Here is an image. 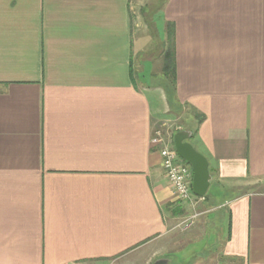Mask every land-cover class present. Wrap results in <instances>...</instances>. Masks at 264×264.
<instances>
[{
	"label": "crops",
	"instance_id": "1",
	"mask_svg": "<svg viewBox=\"0 0 264 264\" xmlns=\"http://www.w3.org/2000/svg\"><path fill=\"white\" fill-rule=\"evenodd\" d=\"M158 1L0 0V264H264V0H163L152 36ZM179 119L195 207L151 143Z\"/></svg>",
	"mask_w": 264,
	"mask_h": 264
},
{
	"label": "built area",
	"instance_id": "2",
	"mask_svg": "<svg viewBox=\"0 0 264 264\" xmlns=\"http://www.w3.org/2000/svg\"><path fill=\"white\" fill-rule=\"evenodd\" d=\"M151 143L159 148L163 170L179 199L195 207L196 198L198 197L192 191L193 171L178 155L173 144V139L163 130L159 129L153 133ZM199 215V213H195L190 218L184 220L179 226L180 229L182 231L191 229Z\"/></svg>",
	"mask_w": 264,
	"mask_h": 264
},
{
	"label": "water",
	"instance_id": "3",
	"mask_svg": "<svg viewBox=\"0 0 264 264\" xmlns=\"http://www.w3.org/2000/svg\"><path fill=\"white\" fill-rule=\"evenodd\" d=\"M190 131H180L174 135L173 144L180 158L190 164L193 171L192 191L198 198H204L211 185L212 175L209 169V161L200 153L189 139ZM154 264H167L165 260H158Z\"/></svg>",
	"mask_w": 264,
	"mask_h": 264
},
{
	"label": "rangeland",
	"instance_id": "4",
	"mask_svg": "<svg viewBox=\"0 0 264 264\" xmlns=\"http://www.w3.org/2000/svg\"><path fill=\"white\" fill-rule=\"evenodd\" d=\"M162 3H163V0H161V2L158 1V3L152 2V4H145L142 7V11H141L142 15H143L141 18L142 23H140L141 25L139 24L140 27H138V29H141V26H142V31H144L145 33L147 32L148 34L154 36V34H153L154 27L150 25V23H151L150 15L153 14L157 10V8L162 6ZM155 4H157L158 6L156 5L157 7H155L154 6ZM152 47H154L153 52L157 51L158 50V42L157 43H156V41L153 42ZM185 125H186L185 121L183 119H179L178 121L176 120V122L172 121L168 125H163V126L157 128L156 130H159V129L163 130L168 136H170L171 139H173L174 135L176 133H178L180 131H185V128H184ZM189 166H190V164H189ZM211 191H212V189H209L208 192L211 193ZM211 240L212 239L210 236L204 237V241L200 242L199 245L203 246ZM220 245H221V242L219 241V243L216 246H213L212 248H210V250L207 249V251L205 252L206 255H209V254L211 255L212 253H214Z\"/></svg>",
	"mask_w": 264,
	"mask_h": 264
},
{
	"label": "trees",
	"instance_id": "5",
	"mask_svg": "<svg viewBox=\"0 0 264 264\" xmlns=\"http://www.w3.org/2000/svg\"><path fill=\"white\" fill-rule=\"evenodd\" d=\"M163 74L166 78L176 86L177 82V70H176V54H175V42H174V26L169 24L167 27V41H166V50L164 53V67ZM196 133L189 139V142ZM185 162V161H184ZM188 164L187 162H185ZM189 165V164H188ZM206 198V196L204 197Z\"/></svg>",
	"mask_w": 264,
	"mask_h": 264
}]
</instances>
